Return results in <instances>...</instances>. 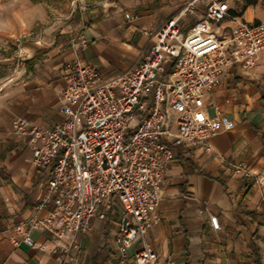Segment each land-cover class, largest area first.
<instances>
[{"label": "crops", "instance_id": "0c3cea01", "mask_svg": "<svg viewBox=\"0 0 264 264\" xmlns=\"http://www.w3.org/2000/svg\"><path fill=\"white\" fill-rule=\"evenodd\" d=\"M82 1L88 5L83 16L89 44L79 54L107 79L140 63L154 33L186 3ZM223 3L250 23L264 22V0ZM80 20V5L73 0H0V264L119 263L122 204L117 196L104 217H93L90 228L77 235V246L69 252L61 247L67 240L46 232H31L45 245L40 249L21 241L13 244L5 231L33 214L48 177L47 170L32 163L27 137L15 134L12 122L19 116L52 127L63 120L62 68L76 56L70 39ZM17 38H24L21 45ZM215 99L235 128L214 135L210 149L176 144L159 218L146 234L156 255L153 264H264V184L234 169L242 165L264 175V55L253 66L234 64ZM210 215L217 217L219 229L213 228ZM140 247L136 241L128 249L126 264H133Z\"/></svg>", "mask_w": 264, "mask_h": 264}, {"label": "built area", "instance_id": "2783aa9c", "mask_svg": "<svg viewBox=\"0 0 264 264\" xmlns=\"http://www.w3.org/2000/svg\"><path fill=\"white\" fill-rule=\"evenodd\" d=\"M73 2L80 5L81 20L70 39L76 56L62 68L63 120L52 127L19 116L12 122L14 133L27 137L32 163L48 172L43 195L29 218L5 231L13 244L40 249L45 245L31 232H46L67 240L61 247L69 252L77 246V235L90 228L93 217H104L117 196L122 204L118 264H126L136 241L141 247L133 264H153L156 255L146 234L159 218L175 146L204 144L210 149L214 135L235 128L215 91L234 64L253 66L264 55V22L246 21L223 0H192L154 33L140 63L107 79L79 54L89 44L83 16L88 5ZM196 2L206 4L204 15L185 27L180 20ZM23 39L15 41L21 45ZM22 58L19 47L18 60ZM234 169L264 184V175L242 165ZM210 222L220 228L216 216L210 215Z\"/></svg>", "mask_w": 264, "mask_h": 264}, {"label": "rangeland", "instance_id": "374dc122", "mask_svg": "<svg viewBox=\"0 0 264 264\" xmlns=\"http://www.w3.org/2000/svg\"><path fill=\"white\" fill-rule=\"evenodd\" d=\"M185 1L186 3L182 6L180 11H182L185 8V6L192 0H185ZM205 10H206V4L204 2H196L195 9L193 11H187V13L183 15V17L180 20L181 24H185V25L192 24L195 20L198 19L199 15L201 16L203 14V11L205 12Z\"/></svg>", "mask_w": 264, "mask_h": 264}, {"label": "trees", "instance_id": "16d2710c", "mask_svg": "<svg viewBox=\"0 0 264 264\" xmlns=\"http://www.w3.org/2000/svg\"><path fill=\"white\" fill-rule=\"evenodd\" d=\"M201 17H203V16H201ZM201 17H200V18H201Z\"/></svg>", "mask_w": 264, "mask_h": 264}]
</instances>
